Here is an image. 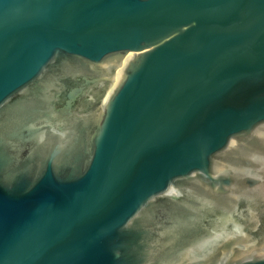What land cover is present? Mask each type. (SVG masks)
Instances as JSON below:
<instances>
[{"label": "water", "instance_id": "95a60500", "mask_svg": "<svg viewBox=\"0 0 264 264\" xmlns=\"http://www.w3.org/2000/svg\"><path fill=\"white\" fill-rule=\"evenodd\" d=\"M0 264H264V0H0Z\"/></svg>", "mask_w": 264, "mask_h": 264}]
</instances>
